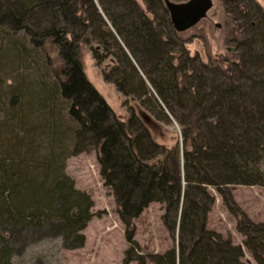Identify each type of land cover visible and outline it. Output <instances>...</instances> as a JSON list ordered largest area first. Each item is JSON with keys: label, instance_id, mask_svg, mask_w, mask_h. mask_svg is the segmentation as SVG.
<instances>
[{"label": "trees", "instance_id": "1", "mask_svg": "<svg viewBox=\"0 0 264 264\" xmlns=\"http://www.w3.org/2000/svg\"><path fill=\"white\" fill-rule=\"evenodd\" d=\"M175 1L143 0L141 8L134 0H0V25L43 49L38 64L50 68L55 83L39 70V81L16 79L0 96V264H13V256L43 238L82 245L92 201L74 188L64 161L90 149L125 227L124 264H244L239 245L207 228L215 201L208 187L236 217L243 245L264 264V225L239 211L228 190L264 186V9L256 0H234L244 22L231 40L235 55L202 64L188 55L166 6L190 0ZM89 36L102 49L97 58L109 54L114 62L105 80L156 122L173 120L180 148L158 142L132 106L126 119L113 114L82 70L80 41ZM49 45L57 51L55 69ZM21 48L25 43L15 54L0 53L1 73L7 65L29 68L31 57ZM154 202L176 237L162 253L142 252L133 239V220Z\"/></svg>", "mask_w": 264, "mask_h": 264}, {"label": "rangeland", "instance_id": "2", "mask_svg": "<svg viewBox=\"0 0 264 264\" xmlns=\"http://www.w3.org/2000/svg\"><path fill=\"white\" fill-rule=\"evenodd\" d=\"M134 1L144 8L143 0ZM169 1L178 3L175 0ZM242 1L245 0H238L244 4ZM256 1L264 9V0ZM210 2L211 6L205 15L196 23L181 31L176 29L177 36L186 41L184 44L188 55L196 57L197 62L202 64H206L214 58L231 60L236 52L231 40L239 35L236 26L239 24L241 27L239 30H244V22L238 16L239 13L237 14L234 6L237 2L234 0H210ZM4 26L0 25V53L5 49H11L10 52L15 54L16 50H12L15 47H23V43H25V48L20 50L26 57H31L29 60L35 61V64L29 62L31 64L29 68H26L27 64L25 66L24 64L7 65L6 71L0 72V96H5L9 86H14L18 79L25 81L27 76L26 82L39 81L37 75H40V72L43 74L44 81L55 85L51 73L47 70L49 67L38 64V61L43 58L41 53L43 49L37 48L35 44L31 45L29 37L22 32H12L8 26ZM7 30L8 32H4ZM180 39L176 40L177 44L182 43ZM80 42L79 60L82 70L90 83L108 103L113 114L119 119H126L130 114L129 107L132 106L137 117L142 119L158 142L168 147L177 144L180 148L179 126H176L173 120L167 125L156 122L152 114L135 104L133 98L124 96L112 82L106 81L105 73L114 64L113 60L109 58V54L103 59L97 58L102 49H100L99 43L90 36L87 38V43L83 40ZM95 48L98 50L97 52H95ZM45 49L50 57L51 62H49L55 69L54 65L58 62L57 51L50 45ZM42 62L44 63L43 60ZM65 103L64 107L68 105ZM64 117L62 116L64 121L71 126L67 117ZM63 128L65 129V126ZM68 146L71 148V143ZM64 173L73 181L74 188L86 193L92 201L91 213L93 215L80 232L83 235L82 245L76 248H67L60 237L43 238L29 243L22 253L13 256L12 263L124 264L125 251L129 248L125 238V227L119 219L112 191L104 185L100 175L96 152L90 149L70 154L64 161ZM208 190L215 197V201L207 215V228L215 230L224 238H229L234 245H239L243 250L242 262L244 264H258L243 245L244 237L236 229V217L232 211L225 205L222 197L213 187H208ZM228 190L239 211L244 212L253 222L264 225V186L234 185L229 186ZM163 212L161 204L150 203L133 220V239L140 246V251L162 253L176 243V237H172L163 224L161 219ZM129 264L135 263L132 261Z\"/></svg>", "mask_w": 264, "mask_h": 264}, {"label": "water", "instance_id": "3", "mask_svg": "<svg viewBox=\"0 0 264 264\" xmlns=\"http://www.w3.org/2000/svg\"><path fill=\"white\" fill-rule=\"evenodd\" d=\"M166 6L171 14L175 28L184 30L196 23L211 6L210 0H190L187 4L174 5L170 2Z\"/></svg>", "mask_w": 264, "mask_h": 264}, {"label": "flooded vegetation", "instance_id": "4", "mask_svg": "<svg viewBox=\"0 0 264 264\" xmlns=\"http://www.w3.org/2000/svg\"><path fill=\"white\" fill-rule=\"evenodd\" d=\"M171 20H172V22H173V19H172V17H171Z\"/></svg>", "mask_w": 264, "mask_h": 264}, {"label": "bare ground", "instance_id": "5", "mask_svg": "<svg viewBox=\"0 0 264 264\" xmlns=\"http://www.w3.org/2000/svg\"><path fill=\"white\" fill-rule=\"evenodd\" d=\"M84 41V40H83ZM52 43V42H51ZM93 86V85H92Z\"/></svg>", "mask_w": 264, "mask_h": 264}]
</instances>
